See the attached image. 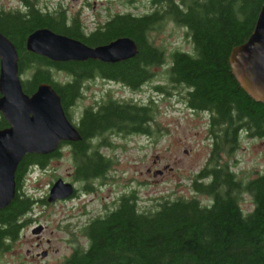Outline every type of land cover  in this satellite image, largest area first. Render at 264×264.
<instances>
[{"label": "trees", "instance_id": "1", "mask_svg": "<svg viewBox=\"0 0 264 264\" xmlns=\"http://www.w3.org/2000/svg\"><path fill=\"white\" fill-rule=\"evenodd\" d=\"M22 1L23 7L16 9L0 4V30L17 46L25 91L33 93L41 82H51L70 119L84 100L85 88L97 77L140 89L155 75L153 66L167 60L166 51L150 38V31L168 18L186 26L194 50L174 49L167 77L171 84L182 85L191 108L209 112L213 137L208 161L191 181L192 188L206 198L162 196L151 206H141L136 189L122 194L112 207L87 220L81 232L88 243L59 264H264V172L239 177L224 156L237 147L242 131L264 138V102L245 91L229 59L233 47L253 32L264 0H151L149 12L110 13L90 30L79 13L69 15L62 5L48 10L39 5L40 0ZM39 27L94 46L129 35L139 50L134 57L115 62L98 58L57 61L27 48L28 35ZM58 72L66 73V78L60 80ZM156 88L167 90L163 84ZM154 110L152 99L120 100L110 95L84 104L76 123L82 138L73 141L79 177H102L111 166V158L99 152L105 139L93 145L92 135L148 134ZM7 125L0 112V128ZM47 158L26 153L19 177L30 163L44 165ZM244 192L253 197L250 211L240 204ZM35 202L33 195L19 189L0 208V251L18 236Z\"/></svg>", "mask_w": 264, "mask_h": 264}, {"label": "rangeland", "instance_id": "2", "mask_svg": "<svg viewBox=\"0 0 264 264\" xmlns=\"http://www.w3.org/2000/svg\"><path fill=\"white\" fill-rule=\"evenodd\" d=\"M0 4L6 9L23 7L22 0H0ZM39 5L48 10L62 5L68 9L69 15L79 13L87 30L104 21L110 13H145L152 9L151 0H40ZM187 30L186 26L168 18L150 31V38L166 51L167 60L165 64L153 66L155 75L140 89L135 90L122 82H110L109 89L117 99L143 102L154 100L155 117L150 124L151 132L111 136V144L102 147V150L111 156L112 167L107 182L98 184L97 195L83 190L82 182L78 181L75 184L79 194L75 198L57 202L36 200L30 219L37 218V222L47 224L48 228L40 234L42 228L34 233V222L29 223L19 242L14 243V251H20L21 257L25 259L24 264H46V260L71 252L75 244L88 243V238L81 232L82 226L91 216L101 211L103 201H114L117 196L132 188L137 190L141 206H151L162 196L173 198L183 194L206 198L192 188L191 181L210 156L213 137L209 129V112L191 108L185 101L182 85L177 87L171 84L167 77L171 52L178 48L194 50ZM56 76L64 80L67 75L58 72ZM101 81L99 78L89 89L96 97L108 88ZM158 84L165 85L167 90L156 88ZM90 101L84 99L79 103L72 112L73 120H79L78 112ZM69 151V147L64 146L61 156L51 160L47 171L36 168L26 174L23 189L34 198H48L52 182L58 176L71 179L75 173L76 159ZM224 156L239 177L246 178L264 172V138L250 136L242 131L237 147ZM148 167L163 168L165 171L153 174L148 171ZM240 204L245 211L252 210V195L244 192ZM58 224L67 225L64 228ZM39 236L43 239L50 237L51 241L45 240L39 246ZM44 246H52V252L46 257L37 254ZM4 251H0V264H15L9 261L10 258L14 260V254Z\"/></svg>", "mask_w": 264, "mask_h": 264}, {"label": "water", "instance_id": "3", "mask_svg": "<svg viewBox=\"0 0 264 264\" xmlns=\"http://www.w3.org/2000/svg\"><path fill=\"white\" fill-rule=\"evenodd\" d=\"M27 48L53 60L98 58L120 61L137 55V41L120 36L108 43L90 45L49 27H39L27 37ZM230 64L241 86L255 100L264 102V2L249 38L235 45ZM0 112L8 125L0 128V208L7 206L18 188L15 172L26 153H50L63 140L76 141L82 134L69 118L62 98L51 82H41L33 93L25 91L19 70V52L0 30ZM71 181L59 177L52 184L49 201L69 197ZM42 225L34 228L41 230Z\"/></svg>", "mask_w": 264, "mask_h": 264}, {"label": "flooded vegetation", "instance_id": "4", "mask_svg": "<svg viewBox=\"0 0 264 264\" xmlns=\"http://www.w3.org/2000/svg\"><path fill=\"white\" fill-rule=\"evenodd\" d=\"M100 77H97V79L96 80H98ZM102 79V81L101 82H103L104 84H107V86H108V88H106L105 90H103L102 91V93H101V95L99 96V97H96L94 94L95 93H93V91L92 92H89V89H90V87H91V85H93V84H95V83H97L95 80L94 81H92L90 84H89V86H87L86 88H85V93H84V99H91V101L90 102H86L85 104H91V103H93L94 101H95V103H96V101L100 98V97H107V96H113V94H112V92L110 91L111 89H109L110 87H111V84H110V82H116L117 80H114V79H105V78H101ZM117 82H120V81H117ZM123 83V82H122ZM124 85H126V86H128V87H131L130 85H128V84H125V83H123ZM132 88V87H131ZM91 96H93L92 98H90ZM66 110V109H65ZM69 110H73L72 109V107H71V109H69ZM72 112V111H71ZM68 115V114H67ZM78 116H79V114H78ZM71 120L75 123V125L77 126V128H78V121H75V120H73V115H72V118H71ZM77 123V124H76ZM116 134H119V133H116L115 131H111V132H105V133H100V134H94V135H92V137H91V142H92V144L94 145L95 144V142H97V140L98 139H101L100 141H102V138H104L105 139V143L104 144H102L101 146H100V150H99V152H101L103 155L105 154L107 157H110L111 158V156L110 155H108L107 154V152L105 151V150H102V147H104V146H109L110 144H111V136H114V135H116ZM64 146H68L69 147V149H70V151H69V153H71L72 154V156H74L73 155V141L72 140H63V141H61L60 142V145H59V148L57 149V150H55V151H53V152H50V153H37V154H45V155H48V160L45 162V164L44 165H41L39 162H33V163H30L29 165H28V169H27V172L26 173H24V175H21L20 177H19V169L21 168V166H20V163H21V161L19 162V164H18V166H17V169H16V172H15V178H16V183H17V188H18V191H19V189H20V191L21 192H25V193H28V191H26V190H24L23 189V186H24V184H25V176H26V174H28V173H30L31 172V170H33V169H36V168H39V169H42L43 171H47V168H48V166H49V164L51 163V160L52 159H54V158H56V157H59V156H61V154L63 153V147ZM57 151V152H56ZM30 153V152H29ZM31 153H36V152H31ZM112 158H111V166L107 169V171H106V173L104 174V176H93V177H91L90 179H87V178H81V177H79V175L77 174V164H76V166H75V173L73 174L74 176H71L72 178L70 179V178H66V177H64V176H58L57 177V179L59 178V177H63L65 180H67V181H71V182H73V184L75 185V190H74V192L69 196V197H67V198H59V199H57L56 201H53V202H57L58 200L59 201H65V200H67V199H72V198H75V197H77L78 196V187L76 186V182H78V181H80V182H82V189L83 190H85L86 192H92L93 194H95V195H97V193H98V184H102L103 182H107V178H108V175L110 174L109 173V171L111 170V167H112ZM148 171L149 172H152L153 174H156V173H164V169L163 168H157V169H153L152 167H148ZM56 179V180H57ZM55 182V180L52 182V184ZM135 189L134 188H132L131 190H128V191H125L124 193H122V194H125V193H130L131 191H134ZM121 194V195H122ZM121 195H119V196H117V198L113 201V200H111L110 202H105V201H103V208L101 209V211L98 213V214H102L105 210H107L108 208H110V207H112L113 206V204L117 201V199L121 196ZM96 197V196H95ZM36 200H42L43 202H46V200H48V198L47 197H44V198H41V199H37V198H35ZM49 201V200H48ZM98 214H95V215H93V216H91L90 218H92V217H95L96 215H98ZM89 218V219H90ZM61 220H63V218L61 219ZM38 220H37V218H34V219H29V220H27V223H24V225H23V227L20 229V231H19V234H18V236H16L15 238H13L12 240H9V241H7L6 243H8V248L4 251L5 253H6V251L7 252H9V253H13L14 254V260H11V258L9 259V261L10 262H12V263H15V264H17L18 262H20L19 264H24L25 263V259L23 258V257H21V253H20V251H14V243L15 242H19L18 240L20 239V236H21V234L23 233V231H24V229L28 226V224L29 223H32V222H34L32 225V230H33V232H34V227L35 226H37V225H42V230L38 233V234H40V233H42L45 229H47L48 228V225L47 224H43L42 222H37ZM37 222V223H36ZM59 225H61V227H66V225L67 224H58L57 226H59ZM64 225V226H63ZM66 230H67V228H66ZM35 233V232H34ZM45 240H47V241H51V238L50 237H48L47 239H43L42 237H40L39 236V240H38V242H37V244L40 246V245H43L42 243L45 241ZM87 243H85V244H83V245H81V244H75V246H74V248L72 249V251L71 252H69V253H66V254H64L62 257H57V258H55V259H49V260H46V264H59V263H61V262H63L68 256H70L71 255V253L74 251V249L75 248H77V247H80V246H85ZM52 246H44L43 248H42V250L40 251V252H38L37 254L38 255H42L43 257H46V256H48L51 252H52ZM27 252L29 253L30 252V250H27Z\"/></svg>", "mask_w": 264, "mask_h": 264}]
</instances>
